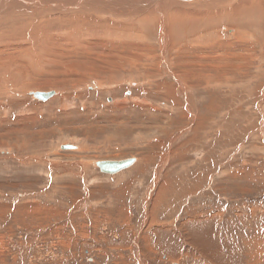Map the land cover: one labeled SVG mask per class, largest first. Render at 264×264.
I'll return each instance as SVG.
<instances>
[{
	"label": "rangeland",
	"instance_id": "1",
	"mask_svg": "<svg viewBox=\"0 0 264 264\" xmlns=\"http://www.w3.org/2000/svg\"><path fill=\"white\" fill-rule=\"evenodd\" d=\"M226 9L215 19H175L167 49L159 21L145 13L120 12L127 18L117 21L90 14L74 24L55 12L59 26L34 21L31 30L17 28L19 13L1 14L0 264H264V13L236 18ZM69 32L119 42L105 50L121 53L115 70L93 74L90 66L106 61L64 45ZM48 36L37 53L2 47ZM193 41L202 46L179 48ZM222 51L235 57L205 59ZM186 59L221 72L185 81L173 73L175 61L189 70ZM153 66L161 76L147 82ZM32 91L56 94L40 101ZM61 143L79 149L61 151ZM103 158H132L135 167L106 176L95 165Z\"/></svg>",
	"mask_w": 264,
	"mask_h": 264
},
{
	"label": "bare ground",
	"instance_id": "2",
	"mask_svg": "<svg viewBox=\"0 0 264 264\" xmlns=\"http://www.w3.org/2000/svg\"><path fill=\"white\" fill-rule=\"evenodd\" d=\"M105 1L106 0H51V5L52 6L50 8L44 9V10H40L41 6L38 3L43 2V0H0V17H1V14H4V15L5 14H9L11 16V15H15L16 13H19V15L21 16V19H20V22H19L17 28L25 29V30L26 29L27 30H31V29L39 27L40 24H41L40 22H42V21H43V24H53L54 27L59 26L58 25V21L54 17L55 12H58L60 14V15L56 14L57 17L58 16H61V17L68 16V17L72 18V20H74V24H77V23H79L81 21H88V19H89L88 16H90V14L91 15H96V16H99V17L112 16V17H115V20L117 21V19H121V17H123V18L125 16L135 17L136 14L140 15V13H145L148 16L151 17V18H148V19L155 18L156 20L159 21L158 28H159L160 43L162 45V49H167L169 47L170 42H171L170 48L173 46L172 44H174L173 36L171 34V26L175 22L180 20L181 18H191V19H200V20H203V19H215L216 17L215 16L212 17V16L215 15L216 12H217V14L221 13V11L226 9V8H227L226 11L227 10L230 11V14L234 13L233 15L232 14L231 15L236 17V18H238V17L239 18H243V17H245L247 15L251 16L254 12L255 13H260V14L264 13V11H263V9H264V0H234L235 1L234 5H231L233 0H201L200 2L202 4H205L206 6H208L210 8V9L207 8L208 10H210V11H208V13H207V11L205 13H204V11H203V13H201V11L199 10V8H198V6L196 4L192 5V7L190 8L188 6L189 3L186 0H145V1H142L143 4H141V5H139L141 0H124L123 1V2H127L128 4L133 3L135 5V7L134 6H128L127 4L120 3L121 1H119V0H109V1L107 0L106 3H109V5L106 4ZM163 1H166V2L164 3ZM243 5H245V7ZM120 6L124 7L123 11L120 10L121 9ZM248 6L254 7V8L251 7V9H250V10H252V9L254 10L252 13L249 12L250 10L247 8ZM213 7H216V8H213ZM239 8H243V9L247 8L248 10L245 9L244 12H242L240 14L239 13L237 14L236 11ZM164 9L167 10V11L165 12ZM233 9H236V10L234 11ZM163 10H164V12H163ZM126 11L127 12L128 11H131V12L134 11L136 13L135 14H131V13L129 14V13H126ZM120 12L122 14L125 12L126 15L124 14L125 16H121L122 14H119ZM170 15L173 16L172 21L170 20L172 23L169 24L170 26L167 29L165 27V25H166L165 21L167 20V18L170 17ZM217 16H219V15H217ZM4 17H6V16H4ZM24 18L25 19L27 18V20H25ZM125 18H127V17H125ZM5 19H7V18H5ZM175 19L177 21H175ZM95 20H93V21H95ZM141 20H142V18H141ZM34 21H37L40 24L37 25L36 24L37 22L34 23ZM70 25L72 26V24H70ZM117 25H114L113 28H110L109 26L103 27V29H101V31H99L97 33L98 34H107V33L110 34V33H113L115 30H118L119 26H117ZM121 30L122 29H120L118 31V33ZM225 31L228 33L227 38L229 37V38L234 39L236 37H239V36H237V33L235 32V30H228L227 28H225ZM128 32L129 33H133L132 31H128ZM76 33L77 32H69V36L65 40V42H67V43L64 42V45H68V46H71V47L75 48L76 49L75 52H81V53L85 54L86 56H88L89 58L91 56H95V52L100 53L99 56H95V57H97V58L100 57V58H102L101 60L104 59L106 61V63H108V64H106L105 62H104L105 65H102L100 63H99V65H93L92 64L93 67L90 66V68H91V71L93 72V74H98L97 72L103 71V70H104V73H107L106 70H108V69L110 70V68H111V71L113 72V70H115V68H113L111 66H113V64L117 63V61L119 60V59L117 60V58H118V54L117 53H119V52H117L113 48H112L113 49L112 53L111 52L110 53L109 52H105V50L109 49L110 47H114L117 44H119V46H122V45L119 42H114L113 38H109V37H103L102 38L100 36L80 35V34H76ZM65 34H67V33H65ZM27 36H28V38L36 37L35 34H33V35L28 34ZM80 36H83V38H80ZM97 37H99V39ZM50 39H49V36H48L47 38L44 39V43L41 44V45H39V44L25 45V44L17 43L16 45H11V46H8V47L7 46H2V47L8 48L9 52L13 53V54H26V53H28V51L30 49L32 50L31 52L37 53L36 52L37 50H41V49H45L46 50L48 48L47 42H49ZM57 39H59V38L57 37ZM57 39H55V37H54V41L55 42H60V40H57ZM235 40L243 41V39H241V37L239 39H235ZM0 41H1V39H0ZM9 41L12 42V39H10ZM218 41H220V40H218ZM218 41H216L215 43H218ZM123 44H125L127 46L138 44V45H142L143 49H149V47L147 46L145 41H141L140 43H135V42H127V41L123 40ZM212 44H213V42H212ZM242 45H244V44H242ZM198 46H202V45L196 43L195 41H193L191 43L181 42L180 45H179V48L182 51L186 52V53H190L191 52L190 50L194 49L193 47L198 48ZM243 49H245V48H243ZM47 51H45V52H47ZM114 52H115V54H113ZM224 52L223 51L220 52L219 55L216 54V52H212L207 57H205V59L221 60V58H223L225 60L226 58L230 59L231 57H235L234 55H228V54H226ZM46 54H48V53H46ZM69 54L70 53H67L66 55H69ZM119 54H121V53H119ZM245 55H247V54H245ZM108 56H111V57H108ZM91 58H93V57H91ZM100 58L99 59L93 58V61H95L98 64V61L100 60ZM93 61H92V63H93ZM123 61H124V59H123ZM129 61H131V60H129ZM175 62H176V65L174 67L173 75H179V76L182 77V75H184L183 73H185V75H184L185 76V81H188V82H190L189 78L191 77V74H196V73L197 74H203L204 72L209 71L210 69H212L214 71V73H215L217 71V69H218V66H214L213 64L211 65L208 62L207 63L210 65L209 68L205 66L206 62H204L205 64H202L201 62L199 64H196L195 61H192V60L189 61V59H186L184 66H188L189 70H182L181 68H183V66L180 67L179 66L180 64L177 61H175ZM81 63L85 64V62H83V61ZM111 63H113V64H111ZM6 64L9 67V64L8 63H6ZM87 64H90V61H87ZM2 65H3V62H2ZM147 66H150V64H148ZM201 68H203V69H201ZM3 69H4V66H3ZM3 69L1 71H3ZM218 71H219V73L216 72V75H219L220 72H221L220 70H218ZM49 74L60 75V71L57 72L56 69H51ZM112 74H114V73H112ZM152 75L155 76V77L161 76V73H160L158 67L156 68L155 66H153L152 69L150 68L149 71L145 72V76L147 77V79H146L147 82L151 81ZM14 76H15V74H14ZM2 78H3V76H2ZM110 78H113L112 75H110ZM114 78H116V77H114ZM6 80H8V78ZM3 82H4V79H3ZM139 82H140V80H139ZM106 84L107 83H104L102 88H98L97 87V90H101L102 93H103V91H104L103 88L106 86ZM164 86H165L164 84H159L158 83V88H160L161 91L162 90L164 91L163 94H166L165 93L166 88H164ZM32 92H36V91H32ZM53 92L55 93V91H53ZM168 101L170 103H173L174 105H177L174 101H170V100H168ZM61 144L58 145L59 150H60V145ZM63 144H66V143H63ZM72 144H73V146H75L74 151H78V149H79L78 146L75 145V143H72ZM100 160H105V161H109V162H117V161H120V160H123V159H120V158L119 159H117V158H103V159H100ZM130 166L131 167L127 168L126 171H128L131 168H134L135 167V162H134V164H132Z\"/></svg>",
	"mask_w": 264,
	"mask_h": 264
},
{
	"label": "water",
	"instance_id": "3",
	"mask_svg": "<svg viewBox=\"0 0 264 264\" xmlns=\"http://www.w3.org/2000/svg\"><path fill=\"white\" fill-rule=\"evenodd\" d=\"M54 92L50 91V92H46V93H39V92H34L31 93V96H33L34 99L40 100V101H45L49 98H51L52 96H54ZM74 147H70V146H64L63 149H73ZM134 159H125V160H121V161H117V162H109V161H100V162H96L95 165L97 166V168L100 170V172L102 173H109V174H114L119 172L122 169H126L127 167H129L130 165L133 164Z\"/></svg>",
	"mask_w": 264,
	"mask_h": 264
},
{
	"label": "crops",
	"instance_id": "4",
	"mask_svg": "<svg viewBox=\"0 0 264 264\" xmlns=\"http://www.w3.org/2000/svg\"><path fill=\"white\" fill-rule=\"evenodd\" d=\"M71 144H72V143H71ZM71 144H69V143L63 144V143H62V144L60 145V150H61V151H74L75 146H73V144H72V145H71ZM64 146H70V147H74V148H73V149H70V150H67V149H63ZM101 161H105V160H101ZM129 167H130V166H129ZM96 168H97V166H96ZM127 168H128V167H127ZM127 168H126V169H127ZM126 169H122V170H120V172H118V173H116V174H120V173H122L123 171H126ZM97 170H98V169H97ZM99 171H100V170H99ZM101 173H102V172H101ZM104 174L106 175V174H109V173H104ZM114 174H115V173H114ZM106 176H109V175H106Z\"/></svg>",
	"mask_w": 264,
	"mask_h": 264
},
{
	"label": "flooded vegetation",
	"instance_id": "5",
	"mask_svg": "<svg viewBox=\"0 0 264 264\" xmlns=\"http://www.w3.org/2000/svg\"><path fill=\"white\" fill-rule=\"evenodd\" d=\"M100 162V161H99Z\"/></svg>",
	"mask_w": 264,
	"mask_h": 264
}]
</instances>
